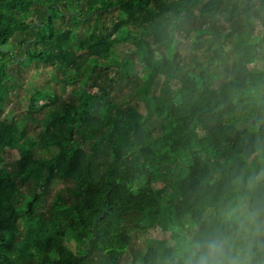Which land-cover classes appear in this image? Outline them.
Here are the masks:
<instances>
[{"label":"trees","instance_id":"obj_1","mask_svg":"<svg viewBox=\"0 0 264 264\" xmlns=\"http://www.w3.org/2000/svg\"><path fill=\"white\" fill-rule=\"evenodd\" d=\"M263 49L264 0H0V264H136L128 246L152 228L173 243L144 239L140 264H175L224 208L264 201V69L248 66ZM27 61L83 75L46 121L49 155L1 114L11 69ZM58 178L75 186L47 205Z\"/></svg>","mask_w":264,"mask_h":264},{"label":"rangeland","instance_id":"obj_2","mask_svg":"<svg viewBox=\"0 0 264 264\" xmlns=\"http://www.w3.org/2000/svg\"><path fill=\"white\" fill-rule=\"evenodd\" d=\"M200 21H194L189 17L183 18L182 22L184 25L200 26ZM254 27V38L257 39L258 33L261 28L257 20L253 21ZM183 37H187L185 32L179 33ZM186 45L189 43L185 41ZM186 45L182 44L180 50L182 53L186 52ZM9 48L13 51L15 61L23 58L21 47L16 42H12ZM227 48V47H226ZM264 52V49H263ZM133 65L135 72L139 75H143L145 71L144 64H142L138 57L134 54L133 59H129ZM114 61V60H111ZM17 63V62H15ZM29 68H22L13 65L11 69L12 78L5 84V96L2 102L1 114L2 117L14 121L17 123L22 130L25 132L24 139L31 138L42 141L39 144L40 150L43 155H49L44 142L49 138L46 134V121L51 111H59L64 107L70 105L71 100L75 99V89L81 86L82 78L81 74H77L75 69H63L60 63L56 65L41 64L35 66L32 62H28ZM108 65L109 61L103 62ZM249 68L253 69H264V59H259L255 63H250ZM85 69V67H83ZM213 85H218L222 82L223 74L219 70H214L213 73ZM79 75V76H78ZM78 76V77H77ZM98 88L94 87L93 91ZM36 108V110H30V104ZM141 110L143 111V105L140 104ZM32 112V113H30ZM45 121V122H44ZM3 158L6 162L8 169H13V163L17 159L14 152L6 148L3 152ZM163 184L160 181L155 182L154 187L160 188ZM75 183L72 180L66 178H58L53 184L50 193L46 195V203L49 205L56 192L64 191L65 188H74ZM23 193H29V185L25 183L22 187ZM25 223H19V232H25ZM134 241L128 246V254L133 257L135 255L136 264H140V254H143L146 250V239L150 240H164L166 245H171L170 231H163L160 228L148 229L146 232L140 230L136 231L133 237ZM145 239V240H144Z\"/></svg>","mask_w":264,"mask_h":264},{"label":"clouds","instance_id":"obj_3","mask_svg":"<svg viewBox=\"0 0 264 264\" xmlns=\"http://www.w3.org/2000/svg\"><path fill=\"white\" fill-rule=\"evenodd\" d=\"M264 254V201L239 198L214 225L180 244L175 264H257Z\"/></svg>","mask_w":264,"mask_h":264}]
</instances>
